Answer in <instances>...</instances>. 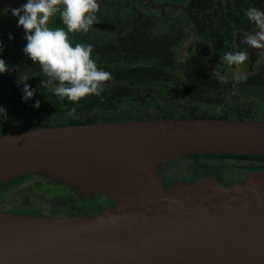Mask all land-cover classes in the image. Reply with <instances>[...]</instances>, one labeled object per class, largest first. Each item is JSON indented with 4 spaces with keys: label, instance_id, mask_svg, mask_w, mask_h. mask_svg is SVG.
<instances>
[{
    "label": "water",
    "instance_id": "1",
    "mask_svg": "<svg viewBox=\"0 0 264 264\" xmlns=\"http://www.w3.org/2000/svg\"><path fill=\"white\" fill-rule=\"evenodd\" d=\"M98 2V0H97ZM264 156V119L146 118L0 135V182L32 172L105 195L89 215L0 212V264H264V175L165 189L161 163Z\"/></svg>",
    "mask_w": 264,
    "mask_h": 264
},
{
    "label": "trees",
    "instance_id": "2",
    "mask_svg": "<svg viewBox=\"0 0 264 264\" xmlns=\"http://www.w3.org/2000/svg\"><path fill=\"white\" fill-rule=\"evenodd\" d=\"M245 0H232V2H226V8H229L230 12L235 10L234 20L238 22L243 17L242 8ZM248 4H255L259 0H247ZM246 5V6H247ZM200 10L207 7L216 11L219 7L217 4L211 3L210 0H202L198 3ZM245 20V18H244ZM243 21H240L242 24ZM149 23L147 20L140 21L138 24L133 25L131 30L126 34H120L117 37V43H105V44H91L93 45L92 58L96 61L99 69L108 71L111 73L110 80H122V79H136L140 81H147L150 79H158L162 76H168L162 69V67L171 65L172 59L170 53L164 48V45L160 44V40H149L145 35V30L148 28ZM82 44H90L89 42H81ZM142 56L146 59H157L158 65L144 67H123L122 65H116L119 61L130 62ZM204 51H197L192 54L181 65L183 75L186 78L184 83L185 90L188 91L189 96L194 100H202L205 102H218L215 96H206L204 92L215 89H227L236 86H243L247 84H262L264 79L261 73H255L245 79L240 80H225L221 83L219 80L209 77L204 71ZM29 76L28 83L32 89L40 88L41 80H46V75L42 72L38 63L31 61L29 58H16V64L12 65L10 70V76L12 80L19 82L12 89L9 96L0 98V108L4 109V112H0V120L14 121L25 117H36L42 119L46 116L56 115L57 121L54 124H79L86 122H94L97 119L93 118L88 112L96 109H109L113 108L115 100L111 96H118L124 94L129 88L123 85H115L109 92L104 93L102 90L99 96L89 95L82 98L79 102L69 101L67 98L60 99L54 93L43 94L34 93V96L24 100L22 99L24 82H20L19 78L23 76ZM123 92V93H122ZM128 93V92H126ZM40 101L39 108L34 107L35 101ZM85 112L86 114H82ZM186 117H219L227 118L230 115H208V114H190ZM233 118L252 119L253 116L248 113L236 111L232 115ZM190 158L189 168L186 174L181 178L187 182L192 179L198 178L203 175L211 173H220L225 169H234L239 167L245 170V174L251 170H259L264 175V156L261 155H245V154H192L181 158L169 160L161 163L158 168H164L167 165H171L176 161ZM244 174V175H245ZM242 176H233L230 178L229 184L242 179ZM176 181V180H175ZM175 181H170L171 184ZM55 183V182H52ZM72 186V185H71ZM73 187V186H72ZM90 197L91 195H86ZM15 209L20 207L34 206L32 199H36L31 196L30 191L24 189L17 193L16 196L10 195ZM16 197V198H15ZM9 203V201H7ZM12 204V205H13ZM40 204V203H39ZM25 205V206H24ZM27 205V206H26ZM29 205V206H28ZM38 206V204H37Z\"/></svg>",
    "mask_w": 264,
    "mask_h": 264
},
{
    "label": "flooded vegetation",
    "instance_id": "3",
    "mask_svg": "<svg viewBox=\"0 0 264 264\" xmlns=\"http://www.w3.org/2000/svg\"><path fill=\"white\" fill-rule=\"evenodd\" d=\"M105 1V2H104ZM101 4L100 7L106 4V0H104ZM202 0H185L184 4L179 5L180 8V14L182 15L183 19L185 20V27L188 30V33L191 35V40L188 44V51L189 53L186 55L184 60L176 65L174 54H173V48L179 44V42L186 37L185 31L181 30V28H178L174 32H169L165 31L162 33H158L155 35H150L149 30L153 27L154 25V20H152V17L150 14H146L138 10L136 7L132 6V12H130L129 16H118L115 19V23L118 25V29L115 33L114 40H105V41H96L93 38H90L87 33H69V39L73 43H81V42H89L90 44H105V43H117V37L120 34H126L128 33L133 25L138 24L140 21H145L147 20L149 23L148 28L145 30V35L148 37L149 40L152 39H158L160 40V44L164 45V48L170 53L171 59H172V64L167 65L162 67L163 71L168 75V76H162L158 79H150L147 81H140L136 79H122V80H108L103 84V91L106 94H109L110 90L115 86V85H123L127 89V91L124 92V94L121 95H116V96H111L113 100H115V104L113 108L109 109H96L88 112V114H92L94 112H104V111H113L115 108V105L117 104L118 101L124 99V98H130L133 97V95L137 94L139 92V87L143 88L145 86H149L150 84L158 83V82H163V83H176L178 88H180V92L173 94L171 97L172 98H179L182 99L184 102L182 104L178 105V109H184V105L186 103H191L192 106H198L201 105L203 108L208 109L212 108L214 111V107L222 108L223 104L225 102L224 97L222 96L223 93H226L229 90L233 89H243L245 87H255V86H261L264 85L262 84H247L243 86H236L233 88H227V89H215V90H210L204 92V95L206 96H215L218 99V102H205L202 100H194L189 96V93L187 90L184 88V83H186V78L183 75V71L181 68V65L185 63V61L195 52L197 51H204L205 52V58H204V71L205 73L212 77V73L207 70L206 66V57L208 56V52L212 53L213 57V66L215 67V70H218L220 75L224 77L225 80H236L237 77H228L225 76V71L228 70L231 66H228L226 63H220V58L227 52L232 51H246L249 53V56L254 54L260 49H255L250 46H247L243 41L245 39V36L251 33H254L257 31V27L254 22H251L248 20V18L245 15V10L251 7H256L260 10H264V0H259L255 4H248L247 5V0L244 1V6L242 8L243 12V17L236 22L234 19V14L236 13L235 10H232L230 12L229 8H226V2L230 3L232 0H210L211 3L214 5L217 4L219 7L216 9V11H213L212 9H207L205 7L204 9L200 10L198 7V3H200ZM205 1V0H204ZM27 0H0V35H6V37L10 36V34H13L15 37H17L20 42H22V46L19 47L18 44H15L14 50L15 52H20L23 51V48L27 44V40H23V36H25L24 32L20 33L17 32L15 28H12L11 25L13 24V21L18 22V17L12 15L11 11L9 9H14V8H19L23 4H25ZM144 3H148V0H143ZM247 5V6H246ZM99 7V8H100ZM23 14V13H21ZM245 18V20H244ZM52 19V24L50 28H56V27H65L60 19L59 14H56L54 17H51ZM240 21H243L242 24ZM50 25V22H49ZM23 35V36H20ZM7 45V44H6ZM7 50L3 48V51L0 52V58L6 59L8 58L7 56ZM10 62L8 63V71L5 72V78L10 82L9 88L6 90V92L2 95H0V98H5L9 96L11 89L19 82H16L12 80L10 76V70L12 65L16 64V58H29L28 56L23 55V54H13L10 56ZM30 59V58H29ZM116 65H122L123 67H149V66H159L157 59L151 58V59H146L142 56H139L137 59H134L130 62H125V61H119L116 63ZM175 66L179 67L181 70V77L178 79L174 74H172L169 69L174 68ZM234 66V65H233ZM255 73H261L264 79V74L263 71L260 69L258 71L254 72H249L242 76V78L248 77L252 74ZM216 79V78H214ZM35 92L37 93H43V94H52L53 91L52 89L49 88H43L40 89L37 87L34 88ZM128 92V93H126ZM123 93V92H122ZM142 98V97H140ZM176 110V109H175ZM236 111L240 112H245L248 113L247 110L241 108L240 105H236L233 108V113L230 115L228 114L225 110L219 112L218 114L214 112H210L207 110H190L188 114H185L183 116H180V118H189L186 117L190 114H208V115H220V114H226L230 115L231 117L227 118H233L232 115L236 113ZM82 114H86L85 112H82ZM249 114V113H248ZM56 115H50L46 116L42 119H38L36 117H25L21 118L18 120H14L13 122H22L26 121L29 119H32L33 121H37L38 123H41V125H37L38 127H44V126H58V125H66V124H54L50 123V121H57L55 119ZM254 119V118H252ZM117 119H112V120H105V121H115ZM94 122H100V121H94ZM161 169L158 168V173L160 176V171ZM244 177V176H243ZM161 179V176H160ZM161 182L163 184V181L161 179ZM187 182V181H186ZM221 184H229V183H222L219 181ZM40 184V183H39ZM46 187L47 191V196L44 198V201L47 203V208L46 212L43 213L40 206L38 207H20V209H15L13 208L12 212L14 213H26V214H36V215H44V216H52V217H63V216H69L73 214L77 215H89L95 213L97 210L103 208L106 205L112 204L110 199L107 198L105 195H96L93 194L90 197L94 199L95 201L97 198L103 199V204L102 206L98 207L96 206L95 208L89 207L85 208L82 207L84 205H75L71 200L73 199L72 193L75 192L74 187L71 185L64 184L62 182H47V180H44L42 183ZM164 188L165 185L163 184ZM27 189L28 191L30 190ZM165 189H169L165 188ZM31 193V192H30ZM70 196L69 199L71 200H64L62 199V196ZM84 198L83 202L85 201ZM77 199V198H76ZM40 201V200H39ZM75 201V199H74ZM40 205V204H39ZM25 206V205H24ZM27 206V205H26ZM85 206H90V205H85Z\"/></svg>",
    "mask_w": 264,
    "mask_h": 264
},
{
    "label": "rangeland",
    "instance_id": "4",
    "mask_svg": "<svg viewBox=\"0 0 264 264\" xmlns=\"http://www.w3.org/2000/svg\"><path fill=\"white\" fill-rule=\"evenodd\" d=\"M103 1L104 0H98L97 3L100 5ZM148 1L149 5L148 3H144L143 0H106V4L101 6L99 10L95 13L97 23H95L91 27V29L87 32V35L90 38L95 39L96 41L114 40L115 33L118 29V25L115 23L116 17L129 16L130 12H132L131 8L132 6H134L141 12L150 14L152 20H154V25L149 30L150 35H155L165 31L174 32L178 28H181V30L187 32L186 37L183 38L179 42V44H177L173 48L175 62L176 65H178L184 60L186 55L189 53L187 47L192 38L191 35L188 33L187 28L185 27V20L180 14L179 5L184 4L185 0ZM49 22V27H51V24L53 23L52 19H50ZM11 27L15 28L17 32H24L23 27L18 26V22L13 21ZM13 34H11V39L8 36L6 37V35H0V44L3 45V48L7 50L8 53V58L4 59L7 65L10 62L11 55H25L23 51L15 52V44H18L19 47H21L23 44ZM24 37L25 36H23V38ZM23 40L26 39L24 38ZM206 66L209 72L212 73L213 71H215L211 52H208V56L206 57ZM260 69L263 71L264 74V49H260L254 54L250 55L248 60L245 61L243 64L231 66L228 70L225 71V76L242 77L249 72L258 71ZM169 71L174 74V76H176L178 79L182 78L181 70L179 67L175 66L174 68L169 69ZM9 86L10 82L6 80L5 72L0 73V95L4 94L9 88ZM138 90L139 92L133 95V97L124 98L118 101L113 111L94 112L90 114V116L97 119V121H105L112 119L123 121L146 118H180V116L188 114V112L193 109L198 111H215L217 114L225 110L228 114L231 115L233 113V108L236 105H240L241 108L247 110L249 115L253 116L254 119H264V85L255 87H245L243 89H233L227 91L226 93H223L222 96L225 99L223 107H214V111L212 110V108L205 109L201 105L192 106L191 103H186L184 105L183 110L178 109L177 106L182 104V102L184 101L179 98L171 97L173 94L180 92V88H178L176 83L158 82L150 84L149 86H145L143 88L139 87ZM54 122L55 121H50V123ZM37 125H41V123L33 121L32 119L22 122L0 120V135L20 130L36 128L38 127ZM190 162V158H185L176 161L171 165H167L164 168H161L159 172L163 184L165 185V188H168L173 184H171V180H183L181 178L186 174ZM244 174V169L234 167V169L232 170L225 169L224 171H220V173H211L208 175L213 176L222 183H228L230 178H233V176L243 177ZM198 178L192 179L190 182ZM44 180H47L48 182V179L44 175L27 172L0 182V212H8L15 214L14 212L10 211L15 208L13 204L14 201L11 200L10 195L16 196L17 193L23 190V188L29 189L31 187V196L36 198L32 199L31 203H33L34 205L32 207L35 208L40 206L42 212L45 213L47 203L44 201V198L49 195H47L48 190L46 191V187L42 184ZM73 187L75 189V192L70 195L73 199H69L70 196L68 197L66 195L62 196V199H69L73 203H75V205L78 204V207H80V205H84L82 207L85 208H95L96 206H102L104 201L103 199L97 198V200L95 201L94 199L87 198L86 194L82 193V190L79 187ZM84 198L87 199H85V201L83 202ZM7 201H9V203Z\"/></svg>",
    "mask_w": 264,
    "mask_h": 264
},
{
    "label": "clouds",
    "instance_id": "5",
    "mask_svg": "<svg viewBox=\"0 0 264 264\" xmlns=\"http://www.w3.org/2000/svg\"><path fill=\"white\" fill-rule=\"evenodd\" d=\"M100 5L97 0H27L19 8L9 9L12 15L18 17V26L25 32L27 44L23 52L31 61L38 63L46 80L40 85L51 88L60 99L67 98L74 103L89 95L99 96L103 84L110 80L111 73L99 69L92 58L93 45L73 43L69 33H87L97 23L95 13ZM23 13V14H21ZM59 14L65 27H49V20ZM249 21L254 22L257 31L245 36L244 43L255 49H264V10L251 7L245 10ZM9 38L12 36L10 34ZM3 45L0 44V52ZM249 58L246 51H229L220 58V63L228 66L241 65ZM8 66L0 58V73L8 71ZM212 77L221 83L226 82L218 70L212 72ZM245 79L237 77L236 80ZM29 76L19 78L24 82L22 99L34 96L35 90L26 83ZM34 107L39 108L40 101L36 100ZM0 112H4L0 108Z\"/></svg>",
    "mask_w": 264,
    "mask_h": 264
}]
</instances>
